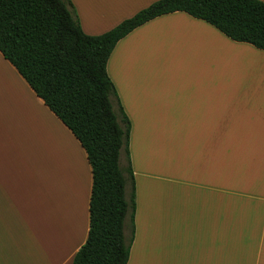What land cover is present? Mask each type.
Listing matches in <instances>:
<instances>
[{"label":"crops","instance_id":"1","mask_svg":"<svg viewBox=\"0 0 264 264\" xmlns=\"http://www.w3.org/2000/svg\"><path fill=\"white\" fill-rule=\"evenodd\" d=\"M70 1L101 36L160 0ZM107 71L131 123L128 264H264V51L178 12L121 40ZM92 188L79 140L0 53V264H74Z\"/></svg>","mask_w":264,"mask_h":264},{"label":"trees","instance_id":"2","mask_svg":"<svg viewBox=\"0 0 264 264\" xmlns=\"http://www.w3.org/2000/svg\"><path fill=\"white\" fill-rule=\"evenodd\" d=\"M178 12L264 51L258 0H160L101 36L83 32L70 0H0V53L79 140L92 168L89 237L74 264L129 263L137 210L131 123L107 67L121 40Z\"/></svg>","mask_w":264,"mask_h":264},{"label":"rangeland","instance_id":"3","mask_svg":"<svg viewBox=\"0 0 264 264\" xmlns=\"http://www.w3.org/2000/svg\"><path fill=\"white\" fill-rule=\"evenodd\" d=\"M3 88H4L5 90H10V91H11V90H12V91L14 90V87H13L10 83H9V84L3 83ZM12 91H11V92H12ZM118 97H119V96H118ZM18 99H19V97H18ZM22 106H26V105H25V104H24V105L22 104Z\"/></svg>","mask_w":264,"mask_h":264}]
</instances>
